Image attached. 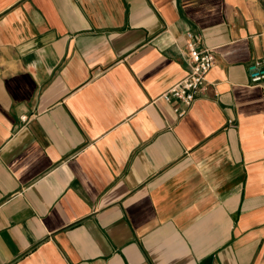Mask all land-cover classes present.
<instances>
[{
	"label": "crops",
	"instance_id": "0c3cea01",
	"mask_svg": "<svg viewBox=\"0 0 264 264\" xmlns=\"http://www.w3.org/2000/svg\"><path fill=\"white\" fill-rule=\"evenodd\" d=\"M256 60L264 0H0V264H264Z\"/></svg>",
	"mask_w": 264,
	"mask_h": 264
},
{
	"label": "built area",
	"instance_id": "2783aa9c",
	"mask_svg": "<svg viewBox=\"0 0 264 264\" xmlns=\"http://www.w3.org/2000/svg\"><path fill=\"white\" fill-rule=\"evenodd\" d=\"M186 36L188 74L162 94L166 101L177 100L182 104V107L176 109L179 116H183L186 113L187 108L203 89L207 75L216 62V57L212 50L199 49L197 39L191 32H188ZM249 73L254 83H261L264 80V64L260 60L253 61L249 65ZM23 119L26 120V116Z\"/></svg>",
	"mask_w": 264,
	"mask_h": 264
}]
</instances>
